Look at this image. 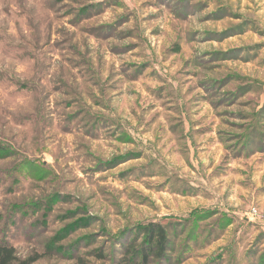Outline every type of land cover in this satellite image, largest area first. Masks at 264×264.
Instances as JSON below:
<instances>
[{"label": "clouds", "instance_id": "9594fccd", "mask_svg": "<svg viewBox=\"0 0 264 264\" xmlns=\"http://www.w3.org/2000/svg\"><path fill=\"white\" fill-rule=\"evenodd\" d=\"M0 264H264V0H0Z\"/></svg>", "mask_w": 264, "mask_h": 264}]
</instances>
